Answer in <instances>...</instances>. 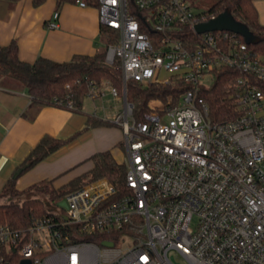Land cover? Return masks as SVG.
<instances>
[{"label": "built area", "instance_id": "1", "mask_svg": "<svg viewBox=\"0 0 264 264\" xmlns=\"http://www.w3.org/2000/svg\"><path fill=\"white\" fill-rule=\"evenodd\" d=\"M97 9L118 38L106 62L122 74L123 93L109 88L124 99L114 124L124 133L125 189L98 179L30 227L0 225V264L13 252L31 264H264V57L236 32L199 33L219 14L191 0H99ZM225 70L236 75L235 111L214 120L202 94ZM131 81L175 86L178 99L137 120ZM104 94L94 87L88 97Z\"/></svg>", "mask_w": 264, "mask_h": 264}, {"label": "trees", "instance_id": "2", "mask_svg": "<svg viewBox=\"0 0 264 264\" xmlns=\"http://www.w3.org/2000/svg\"><path fill=\"white\" fill-rule=\"evenodd\" d=\"M19 1L21 0H0L9 5H15ZM46 1L32 0L34 7H39ZM55 1L59 10L66 4H76L80 0ZM82 1L96 7L99 2V0ZM256 1L258 0H219L210 12L220 14L226 10L230 11L235 19L244 23L253 35L260 39L259 43L248 44V46L259 56L264 57V25L259 23ZM101 38L103 47L94 56L76 55L72 60L63 63L43 57H39L34 63L24 62L19 57V47L14 40L8 46H0V77L25 85L38 109L54 105L82 112L84 101L94 87L99 88L107 84L117 88L120 94L123 93L121 71L106 62L107 47L117 42L118 38L112 31L105 28L101 29ZM223 73L214 86L202 94L210 106L214 120L231 118L235 111L229 82L235 79L236 75L230 70H225ZM178 91L175 86L144 87L140 83L131 81L127 84V100L134 105L135 118L141 120L149 111L147 105L150 100L157 98L166 101L170 96L177 100L176 92ZM69 103H72L73 108H69ZM88 122L93 126H112L110 122L95 120L91 117ZM72 142L73 139L62 140L50 135L44 136L17 169V171L23 169L18 179ZM89 160L93 167L62 187H55L52 180H46L41 185H33L20 191L16 188L18 179L15 180L13 177L9 179L0 192V197L11 199L9 203L0 204V225L8 224L14 229H24L33 225L36 220L50 216L52 207L45 200L35 197L34 193L47 195L51 203L60 206L69 194L102 178L112 182L119 192L124 191L127 169L124 163L116 161L111 151L98 152ZM61 210L63 211L64 208ZM129 231L130 229L123 228L117 232V235L119 237ZM7 262V264H21V258L17 252H13L7 256Z\"/></svg>", "mask_w": 264, "mask_h": 264}, {"label": "crops", "instance_id": "3", "mask_svg": "<svg viewBox=\"0 0 264 264\" xmlns=\"http://www.w3.org/2000/svg\"><path fill=\"white\" fill-rule=\"evenodd\" d=\"M55 11L60 14L59 27L50 29ZM101 29L96 6L66 4L57 10L55 0L39 7L32 0L15 5L0 2V46L15 40L20 59L27 63L39 57L63 63L76 55L94 56L103 47ZM89 98L82 112L54 105L38 109L25 85L0 77V192L46 135L73 142L24 173L17 180L18 190L41 180L62 187L88 172L93 167L89 158L98 152L111 151L117 162L124 163L126 147L122 161L116 152L117 147L124 149L121 126L113 125L111 116L84 112ZM90 117L112 126L90 125Z\"/></svg>", "mask_w": 264, "mask_h": 264}, {"label": "rangeland", "instance_id": "4", "mask_svg": "<svg viewBox=\"0 0 264 264\" xmlns=\"http://www.w3.org/2000/svg\"><path fill=\"white\" fill-rule=\"evenodd\" d=\"M191 1L193 2L195 9L202 12V11L211 10L219 0H191ZM255 6H256V9L258 12L259 23L264 25V0L256 1ZM105 86H110V85L106 84V85L102 86L101 88H105ZM144 87H146V86H144ZM160 102H162V103H160ZM165 102L166 101H163V100L160 101V99H157V98L150 100L148 102V105H147V108L149 110L147 113H150L151 111L153 112L152 108L158 109L160 107H163ZM123 110H124V99L123 98H115L112 95L109 87L105 88V94L103 96H100L97 98L87 99V101L85 103V108H84V112H88L91 114H97L98 116L103 117V118L105 115L111 116L112 118L110 119V121H115L117 118V114L123 113ZM122 146L124 149H121L119 147H117V149H116L117 157L120 161L123 160V153L125 151V139H124V137H123V145ZM44 181H46V180L38 181V182L32 184L31 186L41 185L44 183ZM29 187H26L25 189H28ZM25 189H22L20 191H23ZM34 196L37 198H41V199L45 200L47 202V204H49V206H51L53 209H59L61 211L58 204L51 203V201L49 200V197L47 195H41L39 193H34ZM10 201H11V199H9V198L0 197V204H6V203H9ZM119 246H124V244L122 242H120Z\"/></svg>", "mask_w": 264, "mask_h": 264}, {"label": "water", "instance_id": "5", "mask_svg": "<svg viewBox=\"0 0 264 264\" xmlns=\"http://www.w3.org/2000/svg\"><path fill=\"white\" fill-rule=\"evenodd\" d=\"M214 30H230L236 32L244 37V40L247 44H257L260 42V39L253 35V33L244 23L237 21L228 10L220 13L216 19L197 26V31L199 33ZM22 170L23 169L18 170L13 176V179H18ZM60 206L62 208H67L66 201L61 202ZM104 246L112 247L113 244L111 242H105ZM21 264H31V261L22 260Z\"/></svg>", "mask_w": 264, "mask_h": 264}]
</instances>
